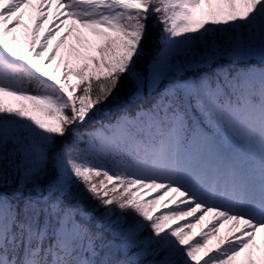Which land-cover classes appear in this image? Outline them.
<instances>
[{"label":"snow or ice","instance_id":"snow-or-ice-1","mask_svg":"<svg viewBox=\"0 0 264 264\" xmlns=\"http://www.w3.org/2000/svg\"><path fill=\"white\" fill-rule=\"evenodd\" d=\"M0 264H264V0H0Z\"/></svg>","mask_w":264,"mask_h":264},{"label":"rangeland","instance_id":"rangeland-1","mask_svg":"<svg viewBox=\"0 0 264 264\" xmlns=\"http://www.w3.org/2000/svg\"><path fill=\"white\" fill-rule=\"evenodd\" d=\"M55 11H56V7H55V4H53V9H52V12L53 13H55ZM51 22V20H49V21H46L45 22V24H44V28L41 30V33H40V35H41V37H43L44 36V34H45V30L48 28V26H49V23ZM21 44H20V46H22V47H24L25 48V50H28V48H29V43H30V36H25L24 35V33H23V31L21 32ZM57 39H58V37H57ZM56 43V40H53L52 41V45H54ZM51 51V45H50V47H49V52ZM63 49L61 50V52L63 53ZM46 56H47V53L45 54ZM60 59V57L58 56L57 57V60H59ZM45 62H47V61H45ZM55 61L53 62V67L55 66Z\"/></svg>","mask_w":264,"mask_h":264}]
</instances>
